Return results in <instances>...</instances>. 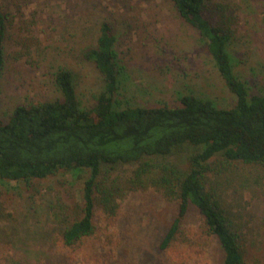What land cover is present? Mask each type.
<instances>
[{
    "label": "rangeland",
    "instance_id": "374dc122",
    "mask_svg": "<svg viewBox=\"0 0 264 264\" xmlns=\"http://www.w3.org/2000/svg\"><path fill=\"white\" fill-rule=\"evenodd\" d=\"M217 23L236 28L228 51L235 74L256 92L264 84V0H227ZM225 6V5H224ZM8 15L6 66L0 78V113L59 96L55 74L72 71L82 108H90L104 81L84 54L109 23L117 37L120 68L116 107H177L186 95L235 106L200 33L179 15L172 0H0ZM201 148L187 145L168 162L182 171ZM211 176L221 192L245 257L264 264V168L215 163ZM136 165L105 168L96 192V234L83 248L62 244L66 229L82 217V183L61 172L32 182L0 181V264H222L223 250L203 230L191 206L177 240L162 243L179 212V200L154 187L130 189ZM110 195L108 208L101 204ZM114 208V210H112Z\"/></svg>",
    "mask_w": 264,
    "mask_h": 264
},
{
    "label": "trees",
    "instance_id": "16d2710c",
    "mask_svg": "<svg viewBox=\"0 0 264 264\" xmlns=\"http://www.w3.org/2000/svg\"><path fill=\"white\" fill-rule=\"evenodd\" d=\"M181 18L206 42L216 67L237 102L221 109L207 99L183 96L177 107H116L120 68L117 37L109 23L101 26L98 44L85 52L104 81L90 108H82L75 77L60 68L55 74L59 96L15 108L8 120L0 113V181L32 182L61 172L78 175L82 185V217L65 231L62 244L83 248L96 234V192L105 168L136 165L130 189L154 187L179 200V212L162 243L177 240L182 223L196 207L203 230L220 244L222 264H245L233 221L211 176L215 163L264 168V84L253 92L234 71L228 47L236 28L232 18L215 23L211 6L223 14L227 0H172ZM225 5V6H224ZM214 15V14H213ZM8 15L0 8V78L5 70ZM190 145L201 148L182 171L169 158ZM110 195L101 204L108 208ZM114 210V208H112ZM0 216L2 205L0 203Z\"/></svg>",
    "mask_w": 264,
    "mask_h": 264
}]
</instances>
